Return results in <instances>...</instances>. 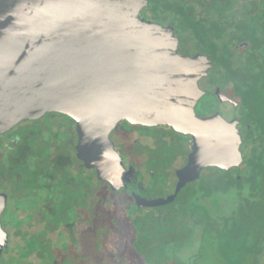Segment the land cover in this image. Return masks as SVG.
<instances>
[{"label": "flooded vegetation", "instance_id": "af4514ba", "mask_svg": "<svg viewBox=\"0 0 264 264\" xmlns=\"http://www.w3.org/2000/svg\"><path fill=\"white\" fill-rule=\"evenodd\" d=\"M121 6L129 25L137 12L169 34L150 57L169 44L183 58L172 110L140 112V88L122 87L135 113L94 115L83 140L79 115L57 108L0 131V264H192L210 242L229 245V264H258L264 0ZM118 43L139 59V41Z\"/></svg>", "mask_w": 264, "mask_h": 264}, {"label": "water", "instance_id": "95a60500", "mask_svg": "<svg viewBox=\"0 0 264 264\" xmlns=\"http://www.w3.org/2000/svg\"><path fill=\"white\" fill-rule=\"evenodd\" d=\"M123 12L121 0H0V131L57 108L79 115L83 140L94 115L110 125L135 113L122 87L140 88V112L168 115L166 90L180 86L174 66L183 58L169 44L166 59L150 57L169 34L137 12L129 25ZM122 39L139 41V59H120L133 48Z\"/></svg>", "mask_w": 264, "mask_h": 264}, {"label": "rangeland", "instance_id": "374dc122", "mask_svg": "<svg viewBox=\"0 0 264 264\" xmlns=\"http://www.w3.org/2000/svg\"><path fill=\"white\" fill-rule=\"evenodd\" d=\"M230 247L228 244L210 242L203 250V254L192 264H229L228 254ZM258 264H264V252L257 256L255 260Z\"/></svg>", "mask_w": 264, "mask_h": 264}]
</instances>
